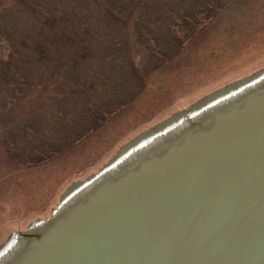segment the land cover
<instances>
[{"label":"rangeland","instance_id":"obj_1","mask_svg":"<svg viewBox=\"0 0 264 264\" xmlns=\"http://www.w3.org/2000/svg\"><path fill=\"white\" fill-rule=\"evenodd\" d=\"M264 69V0H0V246L72 184Z\"/></svg>","mask_w":264,"mask_h":264},{"label":"water","instance_id":"obj_2","mask_svg":"<svg viewBox=\"0 0 264 264\" xmlns=\"http://www.w3.org/2000/svg\"><path fill=\"white\" fill-rule=\"evenodd\" d=\"M0 264H264V69L72 184Z\"/></svg>","mask_w":264,"mask_h":264}]
</instances>
